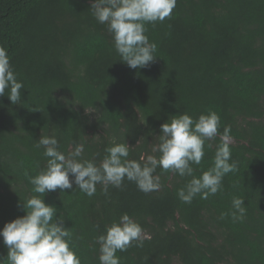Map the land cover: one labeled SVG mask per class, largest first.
<instances>
[{"label": "trees", "instance_id": "trees-1", "mask_svg": "<svg viewBox=\"0 0 264 264\" xmlns=\"http://www.w3.org/2000/svg\"><path fill=\"white\" fill-rule=\"evenodd\" d=\"M0 264H264V0H0Z\"/></svg>", "mask_w": 264, "mask_h": 264}]
</instances>
